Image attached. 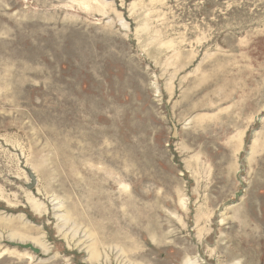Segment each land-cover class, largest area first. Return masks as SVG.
<instances>
[{"label":"rangeland","instance_id":"rangeland-1","mask_svg":"<svg viewBox=\"0 0 264 264\" xmlns=\"http://www.w3.org/2000/svg\"><path fill=\"white\" fill-rule=\"evenodd\" d=\"M0 219V264H264V0H0Z\"/></svg>","mask_w":264,"mask_h":264},{"label":"bare ground","instance_id":"bare-ground-1","mask_svg":"<svg viewBox=\"0 0 264 264\" xmlns=\"http://www.w3.org/2000/svg\"><path fill=\"white\" fill-rule=\"evenodd\" d=\"M32 209L34 210L35 213L40 214L41 213V208L38 205H31ZM0 228L2 229H8L9 233H8V240L10 241V239H14V238H18L19 240H24V237L18 236L17 233L14 231V228L11 227V225L7 222H2V220L0 219ZM10 228V229H9ZM36 246L40 245L39 243L35 244ZM5 253V251L0 252V255H3ZM97 255L96 251H93L91 254V258L95 259Z\"/></svg>","mask_w":264,"mask_h":264},{"label":"water","instance_id":"water-1","mask_svg":"<svg viewBox=\"0 0 264 264\" xmlns=\"http://www.w3.org/2000/svg\"><path fill=\"white\" fill-rule=\"evenodd\" d=\"M174 128V126H173ZM29 177H30V180H31V184L29 186V188L34 184V177L33 175L29 174ZM20 247H22L23 249L25 250H30L32 251L34 254H38L39 253V250L35 249L32 245H19Z\"/></svg>","mask_w":264,"mask_h":264}]
</instances>
